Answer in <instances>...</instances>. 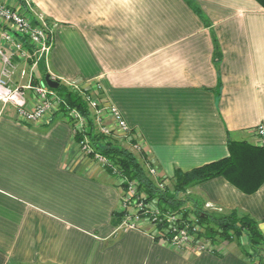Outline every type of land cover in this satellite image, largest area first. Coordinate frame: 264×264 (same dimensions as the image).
Masks as SVG:
<instances>
[{
  "label": "crops",
  "instance_id": "1",
  "mask_svg": "<svg viewBox=\"0 0 264 264\" xmlns=\"http://www.w3.org/2000/svg\"><path fill=\"white\" fill-rule=\"evenodd\" d=\"M0 2L27 7L32 23L41 15L50 25L51 48L33 77L95 86L140 138L162 179L228 156V141L258 146L253 129L264 123L258 1ZM5 26L0 20V51L9 54ZM17 65L13 81L25 84L31 62ZM260 158L250 179L264 172ZM121 192L119 181L80 149L63 116L23 123L0 102V264H246L229 251L176 250L147 227L117 230ZM188 192L203 208L248 214L264 236V180L245 193L215 176Z\"/></svg>",
  "mask_w": 264,
  "mask_h": 264
},
{
  "label": "built area",
  "instance_id": "2",
  "mask_svg": "<svg viewBox=\"0 0 264 264\" xmlns=\"http://www.w3.org/2000/svg\"><path fill=\"white\" fill-rule=\"evenodd\" d=\"M26 8L24 10L13 9L0 2V20L5 25L7 24V27L5 26L1 32L2 40L12 49L9 54L0 51V102L13 107L18 121L38 124L46 122L54 114L61 115L60 106L65 102L55 89L49 88L46 84L31 83L33 67L39 60L47 56L51 48V28L41 15L36 17L38 22L32 23L29 20V9ZM19 61L31 62L27 74L28 81L25 84L13 81ZM50 79L57 81L58 84L60 82L53 76H50ZM63 84L81 96L98 133L130 140L131 130L127 127L120 111L114 105L102 102L97 95L95 86L94 89H89V87L85 88L82 84L73 81ZM28 92L31 93L30 97H28ZM64 118L69 122L73 136L79 133L84 134L87 121L79 111L75 108H66ZM253 131L257 145L264 147V123L257 124ZM77 143L85 155L92 152L93 149L89 145L87 137ZM131 149L138 152L142 150L140 138L132 141ZM93 159L101 165H108L107 159L98 153H93ZM112 172L115 173V169ZM147 172L157 180L156 185L159 188L167 185L166 179H158L159 173L155 166L148 165ZM125 182L126 187L121 192L120 203L116 210L120 216L119 222L116 224L117 230L147 227L153 236H160L162 234L158 230V226L165 223L167 229L164 232L167 231V235L159 240L170 247L176 250L192 249L197 253L211 251L210 240L197 236V231H200L197 217L193 214L184 217L182 209L161 211L155 202L145 201L146 196L144 192L139 191L138 183L135 180H126Z\"/></svg>",
  "mask_w": 264,
  "mask_h": 264
},
{
  "label": "trees",
  "instance_id": "3",
  "mask_svg": "<svg viewBox=\"0 0 264 264\" xmlns=\"http://www.w3.org/2000/svg\"><path fill=\"white\" fill-rule=\"evenodd\" d=\"M256 1L264 7V0ZM34 21L38 22L36 17ZM31 83H39L33 75L31 76ZM55 90L65 102L64 105L60 106L61 116H65L66 108H75L86 118L84 134L74 135L75 141L78 142L87 137V141L93 150L86 156L93 159L95 152L105 157L108 165H101L103 170L113 179L120 180L119 186L122 190L126 187V180H135L138 183L139 191L144 192L146 196L145 201L148 203L155 202L161 211L182 209L184 217L190 214L197 217L200 227L197 236L198 238L209 239L217 248H220L214 253L222 254L228 249L229 244H234V246L239 247L240 253L246 259V264H264V236L259 231L258 223L254 219L237 210L223 213L208 210L191 198L188 193V190L194 185L215 176L226 178L245 193L254 191L264 180V172L259 176L252 175V179L248 176L252 174L251 168L255 167L261 160L260 155L264 154V147L228 141L230 152L228 156L186 171L176 169L168 179V184L159 188L156 185L157 180L153 179L147 172V166H152V164L145 152L142 150L138 152L120 144H113L112 136L97 132L85 102L76 91L71 90L61 82ZM130 134L129 141L122 140L126 144L129 142L131 148L132 141L138 136L132 131ZM113 169H115V173L112 172ZM157 177L162 179L159 174ZM241 177L245 182V177H247L250 183L243 182ZM187 202H190L189 208L185 207ZM113 216L116 225L120 216L117 212H114ZM165 229H167L166 224L161 223L158 230L162 235H155L154 238L159 239L167 235V231L164 232ZM244 245H248L249 249H244Z\"/></svg>",
  "mask_w": 264,
  "mask_h": 264
},
{
  "label": "rangeland",
  "instance_id": "4",
  "mask_svg": "<svg viewBox=\"0 0 264 264\" xmlns=\"http://www.w3.org/2000/svg\"><path fill=\"white\" fill-rule=\"evenodd\" d=\"M39 82V84L40 85H44L45 83H44V79L43 80H40V81H38ZM111 140H113L112 141V143L113 144H115V145H121V146H124V147H126V148H128V149H130L131 150V148H130V145H129V142L126 144L121 138H119V137H113ZM138 157V156H137ZM139 158V157H138ZM105 172V171H104ZM168 184V183H167ZM189 193V192H188ZM189 196H190V194H189ZM191 197V196H190ZM188 205H190V202H187L186 203V206L185 207H187V208H189L190 206H188ZM209 210V209H208ZM209 240V239H208ZM207 242V241H206ZM211 247H212V249H211V251H214V252H216L218 249L220 250V248H217L216 247V245L212 242L211 243ZM243 248L244 249H246V250H248L249 249V246L248 245H244L243 246ZM226 251H229V252H232V253H234V254H236L237 256H239L240 258H242L245 262H246V259L243 257V255H242V253H240V251H239V247L238 246H234V244H229V246H228V249L226 250ZM226 251H223V253L224 252H226ZM249 258V257H248Z\"/></svg>",
  "mask_w": 264,
  "mask_h": 264
},
{
  "label": "water",
  "instance_id": "5",
  "mask_svg": "<svg viewBox=\"0 0 264 264\" xmlns=\"http://www.w3.org/2000/svg\"><path fill=\"white\" fill-rule=\"evenodd\" d=\"M43 79L46 86H48L49 88L56 89L59 85L57 81L50 79L49 74H45Z\"/></svg>",
  "mask_w": 264,
  "mask_h": 264
}]
</instances>
